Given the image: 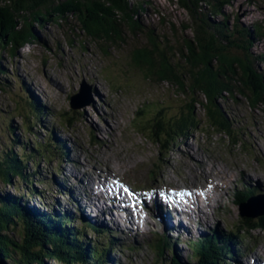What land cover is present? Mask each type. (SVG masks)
Wrapping results in <instances>:
<instances>
[{
    "label": "rangeland",
    "instance_id": "374dc122",
    "mask_svg": "<svg viewBox=\"0 0 264 264\" xmlns=\"http://www.w3.org/2000/svg\"><path fill=\"white\" fill-rule=\"evenodd\" d=\"M37 2L40 0H35ZM67 2L60 0L58 4ZM55 8L57 4L53 6ZM146 9L147 14L140 15L143 23L168 37L175 47H178L181 37L190 36V32L183 31V26L190 23L189 15L177 0H150ZM224 13L228 16L226 23L240 32L235 38L239 43H242L246 36L243 33L252 24H260L264 29V0H232L224 8ZM67 16L70 24L62 23L61 27H56L53 21L34 24V34L39 39L37 44L22 48L13 55L7 51L0 54V143L17 152L23 146L27 158L33 141L40 145L53 144L56 136L68 148L65 152L70 161H61L56 157L42 160L31 154L28 159L32 163L26 171L27 174H35L32 176L33 187L42 198H31L27 194L24 197L23 190L15 191L14 183L19 188L24 186L17 179L10 186H0V192L23 196L26 207L45 212L73 208L77 204L69 207V194H59L55 183V179L64 181L66 170L77 171L74 169L77 165L71 164L73 161L82 164L84 167L80 173L94 181L98 173L106 175L104 173L110 170L111 174L131 186L144 189L168 183L188 186L193 176L197 181L193 179L192 183L209 189L212 192L210 198L217 200L211 204L212 216H209L208 222H215L214 227L230 232L239 241L237 260L249 261L250 257L264 254L263 231L249 230V226L239 230L240 226L257 224V218L243 224L236 205V189L240 180L264 187L263 113L249 109L239 97L236 101L229 99L223 106L235 122L237 142L233 141V144L224 136L213 135L211 131L207 134L206 130L198 129L170 152L162 153L158 145L149 139L148 125L158 112L164 111L162 115L169 117L186 102L176 97L168 85L144 81L137 71L128 66L129 54L139 44L138 41L130 40L129 44L104 57L94 44L79 34L76 19ZM162 22L165 24L161 25ZM172 26L176 36L171 35ZM247 47L257 60L255 66L264 80V37ZM82 82L89 88L87 98L82 99L86 106L72 110L70 98L79 92ZM40 114V120H37ZM69 117L71 126L66 124ZM29 118L34 123L31 131L27 125ZM40 123L42 127H39ZM55 131L60 134L55 135ZM17 142L21 144H14ZM53 148L59 151L55 145ZM32 166L35 169L32 170ZM56 171L60 173L56 174ZM210 182L215 184L212 188L215 191L211 189ZM239 191L243 192L242 188ZM257 191L261 190L257 188ZM200 218L205 219L203 216ZM76 223V220L72 221L70 226L77 229ZM148 227L141 231L142 234L135 232L133 227L137 236L128 243L124 242L122 235L112 234L113 238L120 239L118 243L126 244L112 253L120 264L164 263V255L156 261L155 250L150 247L155 243L154 234ZM100 235L102 240L99 245H103L110 236ZM86 238L92 242L96 239L92 234ZM231 242L236 243L234 240ZM180 247L176 245L178 253L188 258L182 259L181 264H187L191 260L187 257L191 251L184 244ZM166 257L170 259L168 254ZM46 264L56 263L47 261ZM234 264L239 263L236 261Z\"/></svg>",
    "mask_w": 264,
    "mask_h": 264
},
{
    "label": "trees",
    "instance_id": "16d2710c",
    "mask_svg": "<svg viewBox=\"0 0 264 264\" xmlns=\"http://www.w3.org/2000/svg\"><path fill=\"white\" fill-rule=\"evenodd\" d=\"M33 1L0 0V54L7 51L13 55L37 44L39 39L34 34V24L53 21L56 27H61L62 23L70 24L67 15L76 19L79 34L94 44L104 57L129 44L130 40L138 41L129 54L128 66L144 81L168 85L176 97L186 102L169 117L162 115L164 111L158 112L148 125L149 139L162 153L170 152L198 129L224 136L231 143L237 142L235 122L223 106L229 99L236 101L239 97L249 109L259 110L264 115V80L255 66L257 60L247 47L264 37V29L260 24H252L245 33L242 32L246 34L242 43L237 42L235 38L240 32L226 23L228 16L224 13L232 0H177L190 19V23L183 26V31L190 32V36L181 37L178 47L141 20L140 15L147 14L146 4L150 0H68L61 5L58 4L60 0ZM55 4L57 8L53 9ZM53 16H56L54 20ZM171 35L176 36L173 26ZM40 117L41 114L36 119L40 120ZM66 124L71 126L70 117ZM27 125L31 131L34 125L31 118ZM39 127H42L41 123ZM53 144L42 146L33 141L26 158L23 146L19 153L0 143V186H10L17 179L24 186L19 188L14 183L15 191L23 190L24 197L27 194L40 198L33 187L32 176L35 174L26 171L32 163L28 158L31 154L42 160L59 158L63 144L55 140ZM250 195L242 196L238 204ZM24 199L0 192V264H46L47 261L107 264L103 256L108 249L100 250L97 241L86 238L85 230L75 229L66 223L69 222L67 218L57 216L55 212L26 208ZM256 221L257 224H246L239 230L249 226V230L264 232V216ZM241 222L251 221L242 217ZM162 256L160 252L158 260ZM168 256L170 259L165 257L162 264H180L174 255ZM228 257L232 259L227 251L207 243L195 247L187 264H233L227 261Z\"/></svg>",
    "mask_w": 264,
    "mask_h": 264
},
{
    "label": "bare ground",
    "instance_id": "6f19581e",
    "mask_svg": "<svg viewBox=\"0 0 264 264\" xmlns=\"http://www.w3.org/2000/svg\"><path fill=\"white\" fill-rule=\"evenodd\" d=\"M92 96L93 94H91L90 97L91 100L93 99ZM54 134L58 135L60 134V132L55 131ZM54 140L60 142V139H57L56 136ZM62 144L63 145L61 147L60 145L58 146L60 148L64 147V149L67 150L68 148L65 146V143L62 142ZM71 164L72 166L77 165L74 168L77 171L72 173L70 169L69 170L65 169L68 172L64 174V178H63L64 181L58 182V180L55 179V183L58 186L57 190L58 191L60 190L59 194L61 193L65 194L66 192L69 194L70 196L68 202L69 207L71 205H74V203L77 205H75L74 207L72 206L73 208L65 207L63 211L55 210L54 212L56 213L57 216L61 215L64 218H67L69 222L66 221V223L68 224H71L72 221L75 222L76 220L77 222L76 227H78L80 222H84L90 229L96 228L97 234H108L110 238L107 239L109 241L113 240L114 245L112 249H110V252L106 253L103 257H105V261H107V263L109 264H113V263L120 264V261L114 258L112 253H114V251L117 250L120 246H125L126 245L125 243H128V241H132L133 237L137 236V234L132 230L133 227H135V223L137 221L133 220L132 222V220L129 218L125 222H123L112 217V215L104 218V214L108 212L107 209L100 207L101 206L100 202L95 201V197L91 193L93 182H95L96 180L94 181L90 177H87L86 175L80 173V169L84 167L82 164L80 163L78 164L75 161L71 162ZM98 175L100 176L99 173ZM103 183L99 182L100 185H103ZM239 184L241 187L246 186V187H252L254 189L258 188L261 190V192H264V187L257 186L258 183L257 185L253 186L251 184L244 183V181L240 180ZM210 185L213 189L215 188L214 183H211ZM208 193L210 192L206 191V196ZM102 197H106V196L102 195ZM37 198L38 197L36 196V199ZM216 201L217 200H211V202H216ZM205 203H206V207L208 208L210 204V200L206 198ZM153 209H154L153 212L155 214L154 217L157 218V223H155V225L153 224L150 225V228L152 229V226L153 228H156L158 226L159 231L161 232V235L165 240V246H167L168 249L167 250L163 249L161 251L163 255L165 254L174 255V257L177 258L178 261L180 262L182 259L187 260L188 258H184L181 256L180 253H178V248H176V245L177 247H180V245L184 244V246L187 247L188 250L190 249L191 251L189 256L187 257H192V254L195 251L196 246L205 245L207 243H213V245L217 249H223L225 251H228L230 255L233 257V259L237 261L236 254L239 253V251L236 247H237V242L239 243V241H236L233 237H231L229 235V232L227 233V231L225 230L224 232L223 230L221 231L220 229H218V226L214 227L215 222L214 223L208 222L209 220L207 217H205V219L202 218L194 219L193 217H191L192 216L191 214L185 213L184 214L185 219L182 220L181 219L182 212L168 209L167 205H160L159 201L156 199L153 200ZM198 212L201 214L203 213L200 212L199 210ZM203 216H205L204 213ZM79 230L82 231L81 229ZM112 234L120 235V236L122 235L124 237L125 243L124 244L118 243L120 242V239L113 238ZM180 239H185V240H180ZM187 240H189L190 242H188ZM231 240H234L236 243L235 244L232 243ZM241 262L239 261V264H242ZM243 263L245 264V262Z\"/></svg>",
    "mask_w": 264,
    "mask_h": 264
},
{
    "label": "water",
    "instance_id": "95a60500",
    "mask_svg": "<svg viewBox=\"0 0 264 264\" xmlns=\"http://www.w3.org/2000/svg\"><path fill=\"white\" fill-rule=\"evenodd\" d=\"M89 88L85 82H82L79 92L70 98V107L77 110L86 106L82 99L87 98ZM241 217L258 218L264 216V197L248 199L246 203L240 206Z\"/></svg>",
    "mask_w": 264,
    "mask_h": 264
},
{
    "label": "snow or ice",
    "instance_id": "6c2138e0",
    "mask_svg": "<svg viewBox=\"0 0 264 264\" xmlns=\"http://www.w3.org/2000/svg\"><path fill=\"white\" fill-rule=\"evenodd\" d=\"M125 191H127V189H125Z\"/></svg>",
    "mask_w": 264,
    "mask_h": 264
},
{
    "label": "flooded vegetation",
    "instance_id": "af4514ba",
    "mask_svg": "<svg viewBox=\"0 0 264 264\" xmlns=\"http://www.w3.org/2000/svg\"><path fill=\"white\" fill-rule=\"evenodd\" d=\"M68 6H70V5H68Z\"/></svg>",
    "mask_w": 264,
    "mask_h": 264
}]
</instances>
